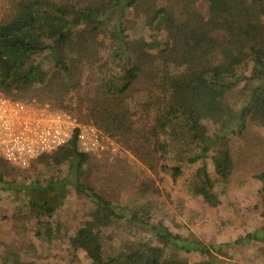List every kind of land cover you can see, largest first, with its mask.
Returning a JSON list of instances; mask_svg holds the SVG:
<instances>
[{"label": "trees", "instance_id": "1", "mask_svg": "<svg viewBox=\"0 0 264 264\" xmlns=\"http://www.w3.org/2000/svg\"><path fill=\"white\" fill-rule=\"evenodd\" d=\"M8 5L0 13V92L94 124L150 169L170 152L188 153L194 162L220 141L213 159L227 181L235 166L227 135L245 130L247 121L264 127V0H8ZM101 49L106 59L99 62ZM250 63V74L238 71ZM203 121H212L213 136L200 133ZM90 158L73 139L31 163H44L48 178L20 183L4 174L22 168L0 156V190L25 202L38 218L61 209L71 188L90 198V218L70 241L85 245L94 264H185L166 255L168 247L198 251L200 264H218L219 255L232 257L264 241V227L209 245L159 223L150 229L162 246L148 239L104 256L102 228L115 219L142 218L87 184ZM179 174L174 168V176ZM200 175L198 193L216 205L206 167ZM257 178L264 192V172ZM143 224L151 225L149 217ZM60 227L58 222L56 237Z\"/></svg>", "mask_w": 264, "mask_h": 264}, {"label": "rangeland", "instance_id": "2", "mask_svg": "<svg viewBox=\"0 0 264 264\" xmlns=\"http://www.w3.org/2000/svg\"><path fill=\"white\" fill-rule=\"evenodd\" d=\"M3 6L5 9L9 6L8 0H0V13L5 11ZM105 57L101 49L97 54L98 61L102 62ZM251 67L252 63L238 71L248 75ZM136 95L139 96L138 93ZM66 113L79 123L92 124ZM137 118L136 124L140 127L141 122ZM199 128L206 138L213 136L215 127L212 121H203ZM102 132L108 138L109 149L105 153L90 155V165L86 166L84 178L88 185L115 204L127 208L128 212H137L142 218L138 223L128 218L115 219L103 227L104 256L135 249L140 241L148 239L162 246V239L154 237L150 229L159 223L166 225L174 234L209 245L233 242L239 236L264 227L263 182L257 178L258 173L264 172L263 126L247 121L245 130L239 132L235 129L227 135L235 164L227 181L217 174L213 159L215 151L222 145L220 141L208 145L204 156L194 162L187 159L188 153L185 152H170L158 157L157 168L153 170L127 147ZM176 167L180 169L178 176H174ZM202 167H206L213 180L212 192L219 198L216 205L209 203L197 191L198 184L202 182ZM62 168L63 176H66L67 164ZM48 175L45 164L35 162L34 166L26 169L12 172L9 169L4 177L21 183L48 178ZM20 203L24 207H20ZM20 203L8 190H0V264H94L85 245L74 246L70 241L90 218L89 211L93 205L90 198L79 196L71 188L61 209L52 217L43 215L40 218L30 212L25 202ZM147 217L151 225L143 224ZM58 222L61 224L60 235L56 237ZM51 228L49 236L47 232ZM165 251L166 255H175L185 264H200L203 260L198 251H175L172 247ZM231 254L232 257L219 255L218 264H264V241L243 246Z\"/></svg>", "mask_w": 264, "mask_h": 264}, {"label": "built area", "instance_id": "3", "mask_svg": "<svg viewBox=\"0 0 264 264\" xmlns=\"http://www.w3.org/2000/svg\"><path fill=\"white\" fill-rule=\"evenodd\" d=\"M76 139L79 151L92 155L109 149L107 137L92 124L79 123L70 114L0 92V156L27 168Z\"/></svg>", "mask_w": 264, "mask_h": 264}]
</instances>
